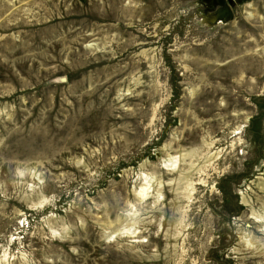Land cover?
<instances>
[{"label":"rangeland","instance_id":"1","mask_svg":"<svg viewBox=\"0 0 264 264\" xmlns=\"http://www.w3.org/2000/svg\"><path fill=\"white\" fill-rule=\"evenodd\" d=\"M0 264H264V0H0Z\"/></svg>","mask_w":264,"mask_h":264},{"label":"water","instance_id":"2","mask_svg":"<svg viewBox=\"0 0 264 264\" xmlns=\"http://www.w3.org/2000/svg\"><path fill=\"white\" fill-rule=\"evenodd\" d=\"M220 2L226 5V0H220Z\"/></svg>","mask_w":264,"mask_h":264}]
</instances>
